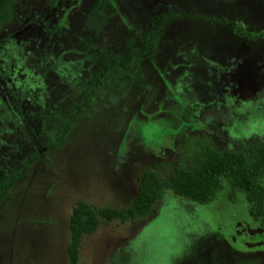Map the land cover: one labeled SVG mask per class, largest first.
I'll use <instances>...</instances> for the list:
<instances>
[{"label":"rangeland","instance_id":"obj_1","mask_svg":"<svg viewBox=\"0 0 264 264\" xmlns=\"http://www.w3.org/2000/svg\"><path fill=\"white\" fill-rule=\"evenodd\" d=\"M172 9L209 18H171L153 57L135 55ZM236 23L264 30V0L16 7L0 36V180L38 156L0 203V264H70L81 203L125 209L146 170L190 168L202 143H264V39L244 37ZM74 117L62 146L45 154L42 141ZM225 193L201 204L167 188L149 216L102 221L78 264H264V247L228 239Z\"/></svg>","mask_w":264,"mask_h":264},{"label":"trees","instance_id":"obj_2","mask_svg":"<svg viewBox=\"0 0 264 264\" xmlns=\"http://www.w3.org/2000/svg\"><path fill=\"white\" fill-rule=\"evenodd\" d=\"M25 1L27 0H0V36L5 25L16 17V7ZM49 1L56 3L58 0ZM192 16L200 19L209 18L170 10L161 18L160 24L154 30L148 48L142 53L136 52L135 55L153 57L157 41L168 21L171 18ZM234 30L252 41L264 39V30L250 31L240 23L234 25ZM110 70L112 67L108 69ZM75 121L76 117L65 123L57 134L42 141L45 154L62 146ZM37 156H32L30 161L25 160L22 169L17 173L0 180V203L7 197L15 181L22 176L24 168ZM167 188H172L176 193L201 204L215 201L224 191L229 201H237L241 195H245L249 204L248 218L256 225L264 226L261 224L264 221V143L248 145L242 150L227 151H218L202 143L193 156L190 168L178 166L164 176L157 174L154 169L146 170L139 181L138 196L125 209L110 207L100 209L81 203L71 216V240L68 246L70 264H78L84 239L94 233L102 221L125 222L149 216L154 205L163 198Z\"/></svg>","mask_w":264,"mask_h":264},{"label":"flooded vegetation","instance_id":"obj_3","mask_svg":"<svg viewBox=\"0 0 264 264\" xmlns=\"http://www.w3.org/2000/svg\"><path fill=\"white\" fill-rule=\"evenodd\" d=\"M217 200L213 201L212 203L216 202ZM244 202V206L241 204ZM248 200L247 197L240 196L237 201H229L226 200V204H220L219 213L222 218H224V225L225 226V233L228 239L242 249H249V248H263L264 247V232L258 235L257 241H252V237L250 233L246 230V224L251 222L254 226L258 228H263L264 226H258L254 223V221L248 218ZM226 205V206H225ZM240 213L244 214L243 216H239ZM232 214L234 217H232ZM242 236L244 241L241 239L235 240L233 236Z\"/></svg>","mask_w":264,"mask_h":264},{"label":"water","instance_id":"obj_4","mask_svg":"<svg viewBox=\"0 0 264 264\" xmlns=\"http://www.w3.org/2000/svg\"><path fill=\"white\" fill-rule=\"evenodd\" d=\"M246 230L248 233H250L251 237H252V241H257L258 240V235L262 234L264 232L263 228H258L256 226L253 225V223L249 222L246 224ZM233 238L235 240L237 239H241L244 241V238L242 236L236 235L233 236Z\"/></svg>","mask_w":264,"mask_h":264}]
</instances>
